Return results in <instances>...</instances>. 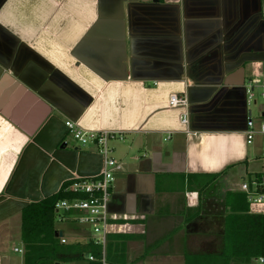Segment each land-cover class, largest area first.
<instances>
[{
    "label": "crops",
    "instance_id": "obj_1",
    "mask_svg": "<svg viewBox=\"0 0 264 264\" xmlns=\"http://www.w3.org/2000/svg\"><path fill=\"white\" fill-rule=\"evenodd\" d=\"M261 95L264 0H0V264H23L24 207L101 170L67 120L126 133L112 148L111 264L220 255L231 205L262 210L233 199L264 173V136L245 134L247 118L264 122V102L257 120L249 108ZM57 225L64 246L87 244Z\"/></svg>",
    "mask_w": 264,
    "mask_h": 264
},
{
    "label": "built area",
    "instance_id": "obj_2",
    "mask_svg": "<svg viewBox=\"0 0 264 264\" xmlns=\"http://www.w3.org/2000/svg\"><path fill=\"white\" fill-rule=\"evenodd\" d=\"M264 98V95H261ZM249 98H253L249 90ZM167 105L169 108H180L186 105L184 97L170 95ZM180 122L187 124V115L182 114ZM67 133L80 147L94 145L102 158L100 172L92 177L73 179L63 187V192L71 195L57 201L54 205L55 223L71 224L84 227L87 235L74 236V241L80 240L98 248V254H86L85 260L94 264H111L107 257L108 235L110 222L108 205L112 195V185L116 176L121 172L122 166L112 156V148L108 143L114 140H123L125 132L97 130L88 131L77 126L73 121H65ZM246 143L252 144L256 134L264 136V122L255 128L253 120L249 117L246 123ZM264 150V142H263ZM248 204L262 209L258 214L264 216V173L252 180L243 181L239 187ZM57 232V231H56ZM85 233V232H84ZM57 235V234H56ZM59 239L60 244H68V239L63 234ZM255 264H264V255L254 260Z\"/></svg>",
    "mask_w": 264,
    "mask_h": 264
},
{
    "label": "trees",
    "instance_id": "obj_3",
    "mask_svg": "<svg viewBox=\"0 0 264 264\" xmlns=\"http://www.w3.org/2000/svg\"><path fill=\"white\" fill-rule=\"evenodd\" d=\"M70 197L71 195L64 193L61 188L55 195L30 203L22 209L23 264H55L80 260L85 251L98 254L97 250L90 248V244L81 248L77 244L64 246L57 238L54 205L57 201ZM233 199L234 203L243 204L245 196L235 195ZM236 208L235 205H231L235 213L225 222L223 248L220 255L198 258L195 264H231L234 261L249 264L252 259L264 255V216L237 213L246 212L247 205L239 206L242 210H236Z\"/></svg>",
    "mask_w": 264,
    "mask_h": 264
},
{
    "label": "rangeland",
    "instance_id": "obj_4",
    "mask_svg": "<svg viewBox=\"0 0 264 264\" xmlns=\"http://www.w3.org/2000/svg\"><path fill=\"white\" fill-rule=\"evenodd\" d=\"M256 95H258V92H257V90H256ZM257 103H256V105H254L252 102H251V104L249 105V108L252 110V118L254 119V120H257L258 119V117H259V106L264 102L263 100H261L260 99V97L258 96L257 97ZM69 138H71V136H69ZM72 139V138H71ZM120 141L117 139V140H114V141H111V142H109L108 143V145H109V147L110 148H114V145L117 143H119ZM114 154L112 153V156H113ZM114 158H115V156H114ZM57 227L58 228H60V229H62L64 232H65V234L66 235H78V236H81V235H83V236H85V235H87V232L86 231H84V227H82V226H79V225H71V224H68V225H65V224H58L57 225ZM85 232V233H84ZM85 234V235H84ZM75 241V240H74ZM75 242H78V243H82V241H78V240H76ZM84 242V241H83ZM77 245H80V244H77ZM217 246H219V245H217ZM235 262V261H234ZM79 264L81 263V261L80 262H78ZM85 263V261H83V264ZM233 262H231V264H232Z\"/></svg>",
    "mask_w": 264,
    "mask_h": 264
},
{
    "label": "water",
    "instance_id": "obj_5",
    "mask_svg": "<svg viewBox=\"0 0 264 264\" xmlns=\"http://www.w3.org/2000/svg\"><path fill=\"white\" fill-rule=\"evenodd\" d=\"M154 1H155V0H154ZM61 235H62V233L60 232V233L57 234V237H60Z\"/></svg>",
    "mask_w": 264,
    "mask_h": 264
}]
</instances>
